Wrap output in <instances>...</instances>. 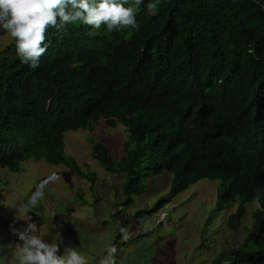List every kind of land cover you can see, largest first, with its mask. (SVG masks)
Instances as JSON below:
<instances>
[{
	"label": "trees",
	"instance_id": "trees-1",
	"mask_svg": "<svg viewBox=\"0 0 264 264\" xmlns=\"http://www.w3.org/2000/svg\"><path fill=\"white\" fill-rule=\"evenodd\" d=\"M262 4L161 0L155 14L141 6L138 30L49 27L35 69L21 63L10 38L0 48V169L43 161L92 186L95 174L65 155L64 135L122 125L118 160L88 138L104 171L124 175L122 203L143 195L150 179L170 177L168 192L133 217L152 215L200 180L217 181L201 243L216 215L235 208L224 223L233 233L248 207L250 216L241 241L211 264H264Z\"/></svg>",
	"mask_w": 264,
	"mask_h": 264
},
{
	"label": "rangeland",
	"instance_id": "rangeland-1",
	"mask_svg": "<svg viewBox=\"0 0 264 264\" xmlns=\"http://www.w3.org/2000/svg\"><path fill=\"white\" fill-rule=\"evenodd\" d=\"M9 40L8 34L0 32V48ZM89 137L103 143L118 160L126 132L122 125L110 129L100 123L92 133H65V155L74 159L83 172L95 174L92 186L66 167L43 161L24 162L17 173L0 170V264H17L15 244L19 241L12 228L26 226L24 217L16 218L17 212L48 177L52 179L44 188L43 198L36 207L29 206L27 215L38 224L39 235L45 241L60 245L61 253L65 246L77 247L88 257L89 264H98L109 246L117 248L115 264H211L220 251L234 248L241 241L244 227L249 224V207L235 233L224 227L226 216L235 208L216 215L212 231L202 238V243L205 239L208 245L201 243V232L214 207L217 181L200 180L152 215L133 217L138 209H149L168 192L169 175L163 172L150 179L144 194L132 195L128 206L122 203L124 175L106 173L92 158ZM165 213L161 223L155 224ZM149 220L155 227L145 231L142 224Z\"/></svg>",
	"mask_w": 264,
	"mask_h": 264
},
{
	"label": "clouds",
	"instance_id": "clouds-1",
	"mask_svg": "<svg viewBox=\"0 0 264 264\" xmlns=\"http://www.w3.org/2000/svg\"><path fill=\"white\" fill-rule=\"evenodd\" d=\"M142 5L149 14H155L161 0H148L146 5L144 0H0V32L8 34L15 42L21 63L35 69L47 51L45 40L49 27L60 30L68 24L82 23L94 30L105 25L109 33L123 29L138 30L136 16ZM51 179L48 177L38 184L27 204L17 212L16 218L21 220L19 217H24L22 221L26 222L22 229L12 228L19 241L15 244L17 264H89L88 257L77 247L65 246L61 253L60 245L45 241L39 235L38 224L27 215L29 206L36 207L43 198L44 188ZM253 204L260 208L259 196ZM165 215L162 214L155 224ZM155 224L149 220L143 222L142 227L147 231ZM120 231L126 233L123 228ZM116 252L115 246H109L98 264H115Z\"/></svg>",
	"mask_w": 264,
	"mask_h": 264
}]
</instances>
